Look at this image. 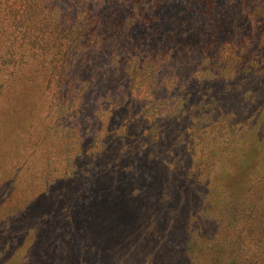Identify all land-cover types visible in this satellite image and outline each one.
I'll return each mask as SVG.
<instances>
[{"label":"rangeland","instance_id":"rangeland-1","mask_svg":"<svg viewBox=\"0 0 264 264\" xmlns=\"http://www.w3.org/2000/svg\"><path fill=\"white\" fill-rule=\"evenodd\" d=\"M242 1L35 0L10 41L0 0V59L25 58L0 70V264H264V78L242 65L263 38ZM69 73L90 86L64 114ZM179 85L152 159L145 133Z\"/></svg>","mask_w":264,"mask_h":264},{"label":"trees","instance_id":"trees-1","mask_svg":"<svg viewBox=\"0 0 264 264\" xmlns=\"http://www.w3.org/2000/svg\"><path fill=\"white\" fill-rule=\"evenodd\" d=\"M3 1V0H1ZM11 3L9 4L10 7L12 9L8 10V14L12 16L11 18L8 17V20L11 22V25H13V27L10 29V35L11 37L8 39L10 41L13 40H18L19 38L22 37V34L26 31V29L20 28L21 26V18L22 16H24L25 13H28L30 10H32L31 5H28L29 3L34 2L35 0H22L21 3H19L18 5H16L17 7H14L13 4H16V0H9ZM49 2H52L50 7H54L55 11H57L58 9H60V3L59 0H48ZM56 1V2H55ZM72 0H68V2H70ZM215 2H213L214 4ZM33 4V3H32ZM259 4H262L261 6ZM251 5L253 6V9L255 11H257L256 13L259 14V19L256 21V23L259 25V32L262 35V40L260 37V43L264 41V0H262V2H259V0H253V2L249 3V0H243L242 2H240V4L238 6H236L237 8H239V10H244L246 8H248ZM33 6V5H32ZM240 6V7H239ZM7 9V8H5ZM54 14V13H53ZM56 19L57 22L59 23H69L67 22V18L63 17H58V14H56ZM99 21V19H98ZM13 22H15V25L13 24ZM119 22V20H118ZM126 24L128 27H126L127 30H129V28L131 27L130 25L131 23V19H127ZM99 30V28H98ZM24 31V32H23ZM22 32V33H21ZM258 33V31H257ZM93 37L90 38V40L94 39V33L92 34ZM98 36V34H97ZM257 38L256 41H259V37L258 34H255V36L251 37V38H247V40H250L252 38ZM19 43V42H18ZM260 43H256V47L254 48L253 51L250 52L249 56L247 58H245L244 60V64L243 68H245V71H247L249 74L251 73H258L260 77L264 78V50L261 51V48L258 46L260 45ZM30 45V44H25L23 46V48L26 49V53H27V57L31 54L34 53V51H30L31 48H27L26 46ZM33 46V44H32ZM34 47V46H33ZM239 48H242V44L241 42L239 43ZM30 51V52H27ZM241 52V51H240ZM77 54H79V52L77 50H74L73 52H71L69 54V56L75 57L77 56ZM169 55V54H168ZM167 55V56H168ZM166 56H162L160 58L164 59ZM22 58L24 60H22ZM4 61V62H2ZM25 61V58L23 57V54H15V52L12 50L10 52H8L7 56L4 59H0V63H4L6 64L4 67H1L0 70H5L8 69V71H3L5 74L7 75H12L15 76L17 74L16 72V68ZM150 63L151 62H159V63H163V60H159L158 56H154V54H151L150 57ZM148 64V63H147ZM241 65V67H242ZM155 73L154 69L150 70V75ZM149 75V76H150ZM182 74L177 75V80L180 81V77ZM147 76V77H149ZM259 77V78H260ZM76 73L72 74L69 73V77L67 80L64 79V75L60 74L58 76V80L57 82H54V86H65L68 85V90L67 93H65L64 95H60L59 99H58V103L62 106H66L67 108L64 110V114H66V112H68L70 110V108L75 107L77 101L74 100L73 98H76L80 103L82 101V97H78L76 96L75 92L76 91H84L85 89H87L90 84H89V80H86L84 82H77L76 84ZM150 79H156L154 78V76H151ZM232 84H228V88L232 89ZM238 88V87H237ZM179 100H177V102L174 103V105L169 108L167 110V113H163L161 110H154V114L155 118L153 119L152 123H150L151 125L149 126V128L147 129L146 133H145V137H147V135L149 136L150 139V147H151V151H149V157L152 159H158L160 157V154L162 155V151L164 150V146H165V142L166 140H168V138H170V134L168 133V130L170 129V123L166 124V121L164 118H168L167 116H170L173 118V114H176L177 112H179L181 110V108L183 107V104L185 103V101L187 100V97L184 99L183 95H182V91H184V89H182V86L179 85ZM211 93V94H210ZM208 96V99L205 100L203 107H202V112H206L208 116H211L210 113H208L207 109H209L210 106H214V104H218L219 100H221V97L213 94V92H210V89L207 90V95L205 97ZM174 106L176 107L174 109ZM215 107V106H214ZM171 112H176V113H171ZM214 112V111H213ZM223 115L225 116V111H223ZM163 115V116H162ZM161 116V117H160ZM130 119V115L129 113L127 114V120ZM179 139H182L183 142H190L191 141V136L189 134H184V135H180ZM147 140V138H146ZM123 143L121 145V149L122 146L124 147L125 145V140H122ZM164 145V146H163ZM172 154L167 155L165 158L163 157L162 160L166 161V165L169 168L170 172H173V169L177 166H181L182 162L178 161V158H176V156H174V158H172ZM141 157V159H140ZM138 159V162L142 160V158L144 157L143 155L140 156ZM176 158V159H175ZM160 160V161H162ZM264 242V239H263Z\"/></svg>","mask_w":264,"mask_h":264}]
</instances>
